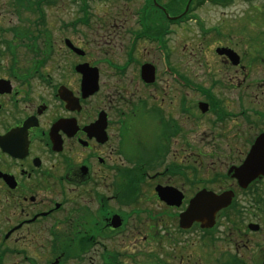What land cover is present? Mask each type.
I'll return each instance as SVG.
<instances>
[{"label": "flooded vegetation", "instance_id": "1", "mask_svg": "<svg viewBox=\"0 0 264 264\" xmlns=\"http://www.w3.org/2000/svg\"><path fill=\"white\" fill-rule=\"evenodd\" d=\"M97 1L56 16L60 0H0V264H264V173L237 176L258 142L264 159V76L250 79L264 70V35L203 31L177 47L193 0H140L111 26L115 45ZM210 54L242 78H211ZM203 191L229 202L212 224L182 226Z\"/></svg>", "mask_w": 264, "mask_h": 264}, {"label": "rangeland", "instance_id": "2", "mask_svg": "<svg viewBox=\"0 0 264 264\" xmlns=\"http://www.w3.org/2000/svg\"><path fill=\"white\" fill-rule=\"evenodd\" d=\"M61 7L54 8L49 12H52L54 15H75L77 13V4L72 3L74 0H60ZM140 0H127L126 3L119 2L117 3L114 0H102L97 1L92 5L94 9L95 16H101V24L105 21L104 25H107L104 32H109L106 38L110 37L112 42L116 45L117 39L114 36H110L112 31H115L111 26L114 25L115 21H124L128 20L132 15V10L136 8L139 4ZM166 2L168 5V9L173 2H178L179 0H162ZM183 5H184V0ZM189 2L186 0L185 5ZM176 8V4L174 6ZM184 7V6H183ZM167 9V8H166ZM195 19L191 20L189 23L184 25V28L179 30L178 36L175 38V45L178 47V43L183 45L184 47L191 48L193 45V39L196 36L200 37V33L203 31H210L211 29H218L220 32H230L235 34L234 37H241V34L244 32H260L264 35V0H253L252 2H247L244 0H234L229 6L225 5H217L210 2H205L200 7H197L195 12ZM130 21V19H129ZM199 21H201L202 28L199 27ZM100 24V25H101ZM98 25V24H97ZM119 26V25H118ZM198 26V27H197ZM200 32V33H199ZM102 41V39H99ZM177 40V41H176ZM99 41V42H101ZM173 43V46H174ZM115 45L114 48H115ZM102 47L97 48L98 52H101ZM115 50V49H114ZM92 60L94 62H105V55L104 54H97L95 49L92 50ZM106 53V52H104ZM121 58L120 53L114 56ZM138 56L141 60H160L158 55H153L147 50H139ZM208 58L204 57L203 64L206 60L210 66L208 69L211 71L212 77L215 79H222L224 82H235V79L242 78L243 73H240V70H235L234 67H228L227 64L220 62L216 56L210 54L207 56ZM178 60L179 58L176 57ZM181 63L183 62L184 66L187 67L188 64L186 63L187 56L186 54L183 56ZM206 59V60H205ZM205 68L198 71L199 77L201 79H207V75L203 71ZM264 76V70L259 72V70H252L251 71V78L250 79H260ZM212 126V124L206 123L202 127ZM186 239H192V235L189 236L185 235Z\"/></svg>", "mask_w": 264, "mask_h": 264}, {"label": "water", "instance_id": "3", "mask_svg": "<svg viewBox=\"0 0 264 264\" xmlns=\"http://www.w3.org/2000/svg\"><path fill=\"white\" fill-rule=\"evenodd\" d=\"M188 8V6H187ZM220 53H226L231 62L235 65L239 63V56L233 50L229 48H224L220 50ZM149 64L143 67L145 74L150 73ZM82 71L84 72L83 79V90L87 94H93L98 90V80H97V69L83 66ZM260 143H256L254 146L250 159L243 166L237 168V176L245 183L253 177L256 172L264 173V159L263 162H258L262 152L259 151ZM258 146V147H257ZM262 151V150H261ZM264 154V150H263ZM251 170V171H249ZM179 197L170 191L164 189L160 191L161 198L170 205H181L182 204V194L178 192ZM229 200L220 198L213 199L209 192H200L194 199H192L187 207V209L181 215V225L184 227L191 226L195 220H200L206 224H212L214 222V217L216 211L220 207L228 204Z\"/></svg>", "mask_w": 264, "mask_h": 264}, {"label": "trees", "instance_id": "4", "mask_svg": "<svg viewBox=\"0 0 264 264\" xmlns=\"http://www.w3.org/2000/svg\"><path fill=\"white\" fill-rule=\"evenodd\" d=\"M81 1H82V5L85 7V9H88L89 6H90L89 3H88L89 0H81ZM199 1H202V0H199ZM233 1L234 0H229V3L226 2L225 4L228 5V4H230V2L232 3ZM245 1L252 2L253 0H245ZM218 2H220V1H218ZM185 3H186V0H184V5L183 6H185ZM86 12L89 13L88 11H86Z\"/></svg>", "mask_w": 264, "mask_h": 264}]
</instances>
